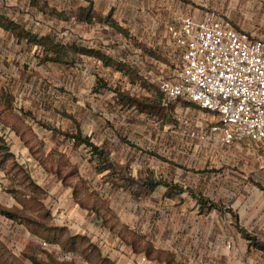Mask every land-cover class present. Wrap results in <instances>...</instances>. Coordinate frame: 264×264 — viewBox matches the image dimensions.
I'll use <instances>...</instances> for the list:
<instances>
[{
    "label": "rangeland",
    "instance_id": "obj_1",
    "mask_svg": "<svg viewBox=\"0 0 264 264\" xmlns=\"http://www.w3.org/2000/svg\"><path fill=\"white\" fill-rule=\"evenodd\" d=\"M220 2L223 7L213 9ZM90 7L95 19L87 24L79 10ZM206 7L239 31L264 34V0H0V14L28 31L96 49L133 70L120 72L70 51L63 63H46L40 48L0 28V134L17 149L22 135L36 149L44 144L33 148L37 164L28 173L45 190L28 194L41 200L42 212L25 208L10 192L23 189L20 179L0 182V211L18 217L0 212V264H114L106 250L114 241L126 246L121 252L127 255L133 238L155 247L151 262L264 264V252L241 233L264 245V143L203 141L200 135L217 123L216 115L186 101L164 96L162 102L160 84L181 57L169 34L152 29L159 24L156 29L168 30ZM132 100L143 110L131 107ZM79 131L108 160L95 159L75 140ZM64 176L70 196L73 188L82 190L76 202L84 211L60 188ZM148 177L184 193L164 186L152 193L144 185ZM197 196L221 211H204ZM46 212L53 215L51 227L66 224L53 243L36 235L39 226L31 221L43 222ZM97 214L114 225L104 240Z\"/></svg>",
    "mask_w": 264,
    "mask_h": 264
},
{
    "label": "built area",
    "instance_id": "obj_2",
    "mask_svg": "<svg viewBox=\"0 0 264 264\" xmlns=\"http://www.w3.org/2000/svg\"><path fill=\"white\" fill-rule=\"evenodd\" d=\"M168 32L181 64L162 80L160 91L218 117L200 139L225 147L264 143V40L239 31L215 11L201 20L187 16Z\"/></svg>",
    "mask_w": 264,
    "mask_h": 264
},
{
    "label": "trees",
    "instance_id": "obj_3",
    "mask_svg": "<svg viewBox=\"0 0 264 264\" xmlns=\"http://www.w3.org/2000/svg\"><path fill=\"white\" fill-rule=\"evenodd\" d=\"M79 11L80 12L78 18L80 21L85 22L87 24H90L94 21L95 15L92 13V7H90L89 9L82 8ZM0 28L5 32L12 34L19 41H25L29 44H32L40 48L44 54L42 61L46 63L47 62L63 63L64 62V60L62 59L63 56L68 55L70 51L72 53L75 52L77 54H81L88 57H94L96 59L102 60L106 66L115 67L120 72H125L127 74L133 72V70L125 63H118L117 61L114 62L112 58L104 55L101 51L89 47H79L74 44L63 45L61 43H57L48 35L40 36L28 31L25 27L21 26L20 24H18L17 22H15L14 20L10 19L9 17L3 14H0ZM161 95L163 96L162 102H164V95L162 93ZM190 104L196 106L195 104L192 103ZM135 106H140V110H143L144 108L143 105L140 104L138 101L132 100L131 107H135ZM196 107L199 108L198 106ZM73 138L88 145L91 148L95 159H98L100 161L108 160V155L106 151L104 149H100L99 147L95 146V144L92 143L90 139L82 138V133L80 131L78 132L77 135L73 136ZM0 153H4L3 158H10L12 156V154L10 153V149L7 145L6 137L2 134H0ZM144 185L148 187L150 192H154L158 187L164 186L166 188H174V190L178 189V191L175 194L184 193V191L180 189L178 185L170 186V184H168L167 182L157 181L152 177L146 178V180L144 181ZM172 196H174V194ZM196 199L203 209H208L210 211L211 210L221 211V209L217 205H215L208 199H205L204 197L197 196ZM0 212L1 214L7 216L8 218L11 219L18 218L13 213L2 210ZM44 218L48 220L50 218V215L49 214L44 215ZM36 224L39 226V229L36 230L33 229L35 234L41 237L42 239H45L46 241L48 240L50 243L51 242L53 243L54 238H56L57 232L53 231L52 229L50 230L44 228V226H42L40 223H36ZM241 233L246 240H249L251 242V246H255L257 249L264 252L263 244L258 243L255 238L251 237L246 231L242 229H241ZM131 246L136 254L144 253V255L147 258L152 259V257L155 254L153 247L150 244L143 246L141 240H136V239L133 240L131 242ZM157 260L160 261V258L157 257Z\"/></svg>",
    "mask_w": 264,
    "mask_h": 264
},
{
    "label": "crops",
    "instance_id": "obj_4",
    "mask_svg": "<svg viewBox=\"0 0 264 264\" xmlns=\"http://www.w3.org/2000/svg\"><path fill=\"white\" fill-rule=\"evenodd\" d=\"M219 3H214L213 4V9H221L223 7L222 2ZM209 7H206V9H196L194 11H190L191 14L189 16H191L194 20H201L204 18V16L206 15L207 11L209 10ZM181 12V11H180ZM180 15H177V17H179ZM176 18V17H175ZM174 18L173 21H175L176 19ZM177 22V21H176ZM162 25H166L165 20H162L160 22ZM172 25V22L171 24ZM177 25V24H176ZM159 26V24L155 25L153 27V31L152 32H156L160 35L161 32H164L165 36L168 37V30H159L156 29ZM253 36V38L258 39V40H264V34L260 35L257 33H253L251 34ZM21 142L23 141V145L22 148L17 147L14 145L11 146V142L9 141L8 137H6L7 140V145L10 149V153L12 154V156L10 158H3L0 157V176H1V180L0 182H7L8 178H13V180H17L20 179L21 180V186L24 185L22 190H12L10 191L11 193H14V197L16 198V200H18L20 202V204H22V206H24L25 208L28 209H39L42 210V212L44 211L43 209V203L41 202V200L39 198H32L33 196H35V194H44L45 190L43 189V187H41L36 181H33V177L30 176L31 174L28 173V170H31L32 166L35 167L37 164V159L34 157L33 151L34 149H36V147L34 148V146L32 145V141L30 139H25V137H23V135L20 137ZM44 146V144L37 146L38 148H42ZM34 148V149H33ZM36 149V150H37ZM103 149V148H101ZM38 165L41 166V164L38 162ZM60 172V171H59ZM58 172V173H59ZM19 182V181H18ZM69 180L67 177H63V180L61 181L60 184V188L63 189L64 193L67 194V196H70V187L71 184H69ZM159 188V187H158ZM157 188V189H158ZM156 189V190H157ZM155 190V191H156ZM82 190L79 189V187L77 186L76 188L72 189V193L71 196L74 198V202L77 201V197L79 196V193ZM154 191V192H155ZM152 192V193H154ZM28 194H31L32 197H29ZM4 196V192L2 191V188L0 186V197L3 198ZM70 196V197H71ZM172 197V196H171ZM61 199H64V197H60ZM76 198V200H75ZM68 201V200H67ZM69 202V201H68ZM63 205V203H62ZM57 204H55V208L54 211H57L56 208ZM65 206V205H64ZM76 206L81 209L82 211H84L86 208L84 206V204H82L80 201L76 202ZM204 211H214V210H208V209H204ZM14 214V213H13ZM50 215V218L47 220L44 218V215ZM52 213L51 212H46V213H41V218L43 219V222L40 221H33L34 223H40L42 226H44V228L46 229H52L55 232H62L63 230H65L63 227H66V224L63 220H60L61 225H55L54 227L50 226V222L53 221V217H52ZM97 222H98V236L104 240L107 237V234H109L110 232L112 233V229L114 228V225L112 227H108V222L105 220V217L103 215H99L97 214L96 216ZM63 221V222H62ZM63 226V227H62ZM109 228V229H108ZM108 229V231H107ZM57 230V231H56ZM78 235H74V237H76ZM118 238V237H116ZM244 238V237H243ZM245 239V238H244ZM135 240V238L131 239V241H127V248L130 251H127L126 254L124 255L121 251L125 250V245L118 247L116 246V242H112V246L110 249L111 250H106L108 253V256L106 258H110L112 260V262H114V264H143L141 263L140 260V256L141 254H136L131 246V242ZM142 245H148L150 243H144V239L142 238ZM151 245V244H150ZM153 247V245H151ZM153 249H155V247H153ZM144 254V253H142ZM149 260V262L145 263V264H164L163 262L159 261V260H155L152 261L150 260V258H147Z\"/></svg>",
    "mask_w": 264,
    "mask_h": 264
}]
</instances>
